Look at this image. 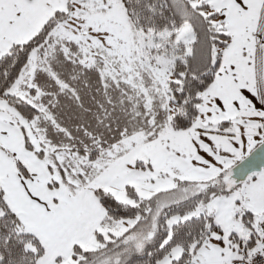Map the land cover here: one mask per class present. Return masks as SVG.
<instances>
[{
    "label": "snow or ice",
    "instance_id": "1",
    "mask_svg": "<svg viewBox=\"0 0 264 264\" xmlns=\"http://www.w3.org/2000/svg\"><path fill=\"white\" fill-rule=\"evenodd\" d=\"M0 264H264V0H0Z\"/></svg>",
    "mask_w": 264,
    "mask_h": 264
}]
</instances>
